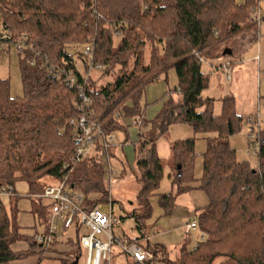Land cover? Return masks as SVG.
I'll use <instances>...</instances> for the list:
<instances>
[{"label":"trees","instance_id":"1","mask_svg":"<svg viewBox=\"0 0 264 264\" xmlns=\"http://www.w3.org/2000/svg\"><path fill=\"white\" fill-rule=\"evenodd\" d=\"M259 7L260 0L243 4L236 0H0V20L10 29L12 41L23 38L32 47L19 53L21 96L13 97L9 80L0 78V264H18L35 256L34 264H75L81 250L72 240L57 241L47 251L33 237L27 251L13 250L12 245L24 236L12 224L1 193L12 187L15 194V186L23 182L30 195H40L50 184L48 178L57 180L70 172L69 184L84 194L86 209L109 202L106 164L99 149L95 157L64 169L74 154L69 122L90 114L105 135L126 130L127 119L141 127L145 87L171 68L178 86L168 92L151 122L152 136L139 134L136 140L139 207L127 216L135 219L141 236L129 241L140 244L146 238L151 198L164 176L156 139L172 125L186 123L194 132L215 134L207 138L199 180L209 199L196 219L205 230V240L193 250L183 245L174 260L165 257L166 249H162L165 258L159 259L158 249L164 246L144 247L153 253L154 263L159 259L163 264H264V127H251L259 142L257 166L239 161L230 138L248 117L237 113L233 96L224 98L220 115L214 114L213 99L202 95L209 77L201 69L203 61L221 57L237 34L248 31L257 37L261 21H251V15ZM88 44L94 47L93 63L104 67L103 75L110 80L98 84L89 79L91 104L84 112L78 92L55 77L51 67L77 72L76 52L70 50ZM148 44L151 54L144 65ZM78 55L86 64L84 52ZM173 92L179 94L177 98ZM170 150L172 185L178 193L188 192L196 180L195 139L176 140ZM91 193L101 194L102 199L90 200ZM159 203L171 214L175 197L159 194ZM207 224L212 229H205ZM72 254L75 259H70Z\"/></svg>","mask_w":264,"mask_h":264},{"label":"rangeland","instance_id":"2","mask_svg":"<svg viewBox=\"0 0 264 264\" xmlns=\"http://www.w3.org/2000/svg\"><path fill=\"white\" fill-rule=\"evenodd\" d=\"M246 0H236L238 4H243ZM261 15V23L257 37H253V32H244L234 36L225 46L232 50L231 55L214 58L209 61H203L202 72L209 77L208 87L203 91L205 98H211L214 101L213 110L215 115L222 112V101L227 96L235 98V106L238 114L245 118L259 114L264 127V0H260L258 9ZM84 47L71 49L70 52H76L78 68L85 70L84 62L79 58L78 53L83 52ZM224 52V51H223ZM151 46L148 44L143 54V64L149 63ZM227 69H223L224 65ZM20 56L16 46H11L10 50L0 58V78L8 79L10 83V93L13 97L22 95V81L20 76ZM118 71L120 67H115ZM128 68V66H127ZM132 67H130L131 69ZM230 75L228 79L227 75ZM92 79L98 84H104L110 79L103 75V71L94 69L91 73ZM178 86V78L174 68L157 81L149 83L145 87L140 106L145 112V120L139 127L131 124L132 119L126 120L129 125L126 130H119L113 133L116 146L113 155L110 157V163L114 176L117 181L106 188L108 191L107 200L113 201L112 211L116 216L123 217L121 226L113 228V234L116 238L136 239L141 236L135 229V219L127 216L133 209L139 207L137 195L141 187L136 179L138 172L136 170L137 145L136 140L139 134H147L152 131V121L161 111L164 101L168 98V92L175 90ZM177 92H173L175 98ZM137 122V121H136ZM140 124V122H137ZM251 124H243L241 130L230 138V145L236 150V156L239 161L250 163L252 167L258 164V157L253 154V143L256 141V132H251ZM214 133L194 132L193 128L186 123H176L169 128L164 136L156 141V149L164 166V176L160 182L155 195L151 198L152 212L146 220V238L140 240L143 246L150 244L164 246L159 248V259L170 258L177 259L180 248L185 245L188 250H193L200 242V237L205 230L199 226L198 230L188 231L187 225L192 218H198L202 208L209 203L206 193L199 188L200 178L203 168V154L207 148V138L214 136ZM146 137H148L146 135ZM195 139V182L192 189L188 192L178 193L177 188L172 185L170 175L172 174L171 162V143L176 140ZM259 143V142H258ZM251 152L250 154H248ZM48 178L46 182H50ZM53 185H56L54 182ZM82 193V192H81ZM173 194L175 197L174 210L167 214L159 203V194ZM83 194V193H82ZM84 195V194H83ZM89 199L92 201L102 199L99 193H91ZM4 198V202H8ZM7 210L12 224L18 229L19 234L24 236L19 238L13 245L15 251H27L29 249L28 239H32L37 234H45L48 230L49 216L51 213V200L36 198L28 195L26 185L21 182L17 184V195L12 198L11 204L8 203ZM98 207L106 213L110 212L109 202H99ZM212 229L211 224H207L205 229ZM87 234V229L82 226L77 233L75 225L63 232V242L68 239L74 243ZM69 246V245H68ZM159 246V247H160ZM77 247V246H75ZM162 249H166L169 254L163 256ZM50 254L47 253L46 256ZM51 254L50 257H55ZM158 259L157 264H163ZM37 257L21 261L18 264H34ZM85 253L79 259V264H84ZM131 257L123 252L117 244L112 246L111 264H133ZM51 264V263H49Z\"/></svg>","mask_w":264,"mask_h":264},{"label":"built area","instance_id":"3","mask_svg":"<svg viewBox=\"0 0 264 264\" xmlns=\"http://www.w3.org/2000/svg\"><path fill=\"white\" fill-rule=\"evenodd\" d=\"M94 1V0H91ZM251 21L260 22L261 15L257 10L251 15ZM16 46L17 50L22 52L24 49H32L27 45V42L22 38L15 42L12 41L11 31L0 20V58L8 52L11 46ZM84 56L86 58L85 70L81 71L77 65V72L69 69L56 70L52 68V74L55 77L61 78L62 81L69 89H74L78 92L79 100L81 101L80 109L85 112L87 106L91 104V98L87 93V83L92 78L91 73L94 69L105 71V68L100 65H95L94 61V47L92 44H88L84 47ZM47 59V57L45 58ZM230 79V75H227ZM89 116L83 114L79 118L72 119L69 125L73 127V157L70 163L64 166V169L72 167L81 163L87 158L95 157L99 154L103 158L104 164H106V184L109 187L117 181L114 176L110 163L109 150L112 146H115L114 135L103 133L100 124L96 121L90 120ZM263 121L259 114L250 116L246 119V124H251L254 128H263L261 124ZM259 143L255 141L253 143V154H258ZM249 152L248 154H250ZM70 173V172H69ZM69 173L66 172L60 179L51 180L49 186L40 195H33L40 199L51 200V213L49 216L48 230L45 234L36 235L34 241L36 244L43 247L45 250L50 251L57 241H63V232L70 229L75 225L77 233L80 232V228L84 226L87 229V234L82 235L78 239L80 254L76 259H80L83 253H85L84 264H111L112 246L117 244L125 254L133 259V261L144 264L153 262V253L147 250L143 245L138 243H132L125 239L116 238L113 234V228L121 226V218L116 216L113 211V202L110 203V212H103L98 206L92 210H88L85 207V196L69 184ZM56 185H53V183ZM13 196V188L5 189L1 196ZM199 229L197 220L191 221L187 225L188 231H195ZM69 240V239H68ZM205 240V233L200 237V241ZM77 255L72 254L70 259H75ZM79 263V261H78Z\"/></svg>","mask_w":264,"mask_h":264},{"label":"crops","instance_id":"4","mask_svg":"<svg viewBox=\"0 0 264 264\" xmlns=\"http://www.w3.org/2000/svg\"><path fill=\"white\" fill-rule=\"evenodd\" d=\"M234 53V52H233ZM227 65L228 64H226V65H224L223 66V69H227ZM130 125H132V123L130 124ZM148 137H150V136H152V133L151 132H149V133H147L146 134ZM158 139V138H157ZM157 139H156V141H157ZM19 184V183H18ZM25 185H26V188H27V192H28V195H29V187H28V185L26 184V183H24ZM17 195V185L15 186V195L14 196H5V195H2L1 196V198H2V201L4 200V198H7L8 200V202H4L3 201V203H4V205L6 206V204L8 205V203L9 204H11V202H12V198H14L15 196ZM7 207V206H6ZM197 218H192L190 221H193V220H196Z\"/></svg>","mask_w":264,"mask_h":264},{"label":"water","instance_id":"5","mask_svg":"<svg viewBox=\"0 0 264 264\" xmlns=\"http://www.w3.org/2000/svg\"><path fill=\"white\" fill-rule=\"evenodd\" d=\"M232 53H233L232 50L227 48L224 50L223 56L231 55ZM78 261H79V259H76L75 264H79Z\"/></svg>","mask_w":264,"mask_h":264}]
</instances>
